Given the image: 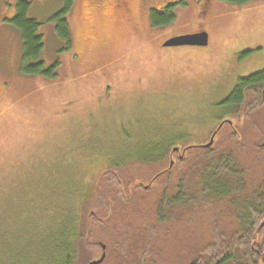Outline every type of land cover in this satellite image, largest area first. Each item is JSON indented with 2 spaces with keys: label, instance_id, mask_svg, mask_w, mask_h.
<instances>
[{
  "label": "rangeland",
  "instance_id": "374dc122",
  "mask_svg": "<svg viewBox=\"0 0 264 264\" xmlns=\"http://www.w3.org/2000/svg\"><path fill=\"white\" fill-rule=\"evenodd\" d=\"M16 1L0 0V251L15 253L17 243L48 235L36 222L50 229L65 220V232L69 226L85 232L92 223L89 238L97 241L76 243L71 264H87L102 251L101 264H167L168 256L210 238L213 222L226 228L227 198H195L175 208L172 196L178 188L185 197L196 190L197 153L226 118H216L217 103L239 76L264 67V0H207L202 15L205 0H181L176 19L160 27L149 25L148 10L172 0L135 2V27L118 20L112 0H72L68 49L52 19L63 0H27L44 64L58 62L53 77L20 68L21 32L11 21ZM198 28L207 32L206 45L160 44ZM259 104L247 99L244 113L259 107L258 114ZM252 119L260 117L243 119L244 126ZM216 139L215 133L211 146ZM167 140L172 146L162 161L130 159ZM103 171L117 176L98 184ZM164 203L162 228L144 239L157 224L151 213ZM138 207L145 222L140 214L124 228Z\"/></svg>",
  "mask_w": 264,
  "mask_h": 264
},
{
  "label": "trees",
  "instance_id": "16d2710c",
  "mask_svg": "<svg viewBox=\"0 0 264 264\" xmlns=\"http://www.w3.org/2000/svg\"><path fill=\"white\" fill-rule=\"evenodd\" d=\"M227 1L242 5L249 0ZM180 2L182 1L178 0L177 4ZM71 4L72 0H63L61 9L52 16L57 38L64 43L65 49L70 48L71 45L65 17ZM28 7L29 1L17 0L11 18L12 23L21 32L20 68L26 73L53 77L58 62L44 64L41 56L42 35L38 32L39 22L27 15ZM175 8V5H166L162 10L151 8L149 10L150 25L158 27L171 24L177 16ZM247 51L249 50L242 53ZM249 98L256 105L260 103L261 110L264 111V67L245 76H239L229 93L217 103L219 109L215 112L216 118L221 120L222 117L226 118L214 131L217 138L215 145L201 147L197 153L196 157L200 165L196 190L192 196L185 197L186 189L182 187L178 188L172 196L175 208L176 205H182L186 201L193 202L195 198L199 202L203 200V197L208 200L227 198V227H219L213 222L215 227L211 229L210 238L199 239L198 243L187 249L183 255L168 256L167 264H264V223L261 224L264 220V112L257 114L260 110L256 107L257 111L248 112L250 116L247 112L244 113L243 107ZM256 115L260 117L258 122L252 119L244 126L243 119ZM223 124L227 125V133L223 129ZM176 138L182 139L179 136ZM172 141L167 140L164 143L150 145L148 153L145 150L139 154L137 152L130 159L137 160L135 162H160L172 146ZM114 168L120 169L122 165L120 168ZM100 175L98 184L103 176H117L110 171H103ZM115 177L110 179V182L117 183ZM172 202L167 201L168 204ZM166 207L164 203L161 207L157 206L151 213L157 219L155 221L157 224L143 232L144 239L148 237V231L152 235H158V229L162 228L166 220L163 209L164 212L169 211L165 209ZM139 208L127 214L128 219L123 222L124 228L130 227L132 222L140 219V214H142L141 220L145 222L146 216L142 213L144 211L138 210ZM34 228L41 233L49 234L35 239L29 237L21 246L17 243L15 253L0 251V264H71L76 257L78 248L76 243L80 244L83 241L84 244L97 245L94 237H91L93 241L89 238L94 230L92 223L85 232L70 226L65 232V220L63 222L58 220L50 229L46 226L39 228L36 222ZM110 236L114 235L110 234ZM159 237L165 239L166 235H159ZM144 252L145 249H142L141 253ZM165 256L164 254L160 256L161 262ZM104 260L105 258L101 263Z\"/></svg>",
  "mask_w": 264,
  "mask_h": 264
},
{
  "label": "water",
  "instance_id": "95a60500",
  "mask_svg": "<svg viewBox=\"0 0 264 264\" xmlns=\"http://www.w3.org/2000/svg\"><path fill=\"white\" fill-rule=\"evenodd\" d=\"M207 32L205 30H198L194 32L189 33H183L178 35H172L168 38H166L163 42V46H172V45H206L207 44ZM221 125V123L218 125V127ZM213 135L214 132L210 135L209 140L204 143L202 146L207 147L209 146L213 141ZM178 148L175 146L173 147V150H177ZM264 223L261 222V224ZM101 249L104 250L105 245L103 243H100ZM104 251L101 252L100 256L96 259L89 260L87 264H98L102 261L104 258Z\"/></svg>",
  "mask_w": 264,
  "mask_h": 264
},
{
  "label": "flooded vegetation",
  "instance_id": "af4514ba",
  "mask_svg": "<svg viewBox=\"0 0 264 264\" xmlns=\"http://www.w3.org/2000/svg\"><path fill=\"white\" fill-rule=\"evenodd\" d=\"M137 1L138 0H112L113 11L117 15L118 20L120 18L124 22V24L126 26H129V24H130V26L135 27V24H133L135 22V20L133 21V17L132 16H133L134 4ZM177 1L178 0H172L171 2L164 3L160 8H157V9L158 10H162L166 5H175V6H178ZM206 6H207V0H205L204 3L201 5V8L199 10V14L200 15H202V13L204 12V10L207 9ZM149 10H148V20H149ZM149 25H150V22H149ZM151 27H153V26H151ZM158 27H160V26H158ZM198 30H202V28H198L196 31H198ZM166 38H168V37H166ZM166 38H164L163 40H161V42H160L161 45H162V42Z\"/></svg>",
  "mask_w": 264,
  "mask_h": 264
}]
</instances>
